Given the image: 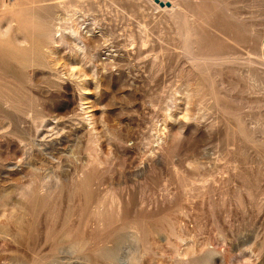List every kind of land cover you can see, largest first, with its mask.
<instances>
[{"label":"rangeland","instance_id":"374dc122","mask_svg":"<svg viewBox=\"0 0 264 264\" xmlns=\"http://www.w3.org/2000/svg\"><path fill=\"white\" fill-rule=\"evenodd\" d=\"M0 0V264H264V0Z\"/></svg>","mask_w":264,"mask_h":264},{"label":"water","instance_id":"95a60500","mask_svg":"<svg viewBox=\"0 0 264 264\" xmlns=\"http://www.w3.org/2000/svg\"><path fill=\"white\" fill-rule=\"evenodd\" d=\"M154 3L158 4L160 7H168L170 6L169 1H163V0H153Z\"/></svg>","mask_w":264,"mask_h":264}]
</instances>
